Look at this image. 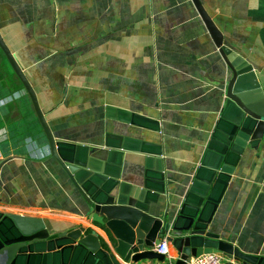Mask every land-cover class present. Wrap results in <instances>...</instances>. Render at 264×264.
<instances>
[{"label": "crops", "instance_id": "obj_1", "mask_svg": "<svg viewBox=\"0 0 264 264\" xmlns=\"http://www.w3.org/2000/svg\"><path fill=\"white\" fill-rule=\"evenodd\" d=\"M200 1L264 91V0ZM0 33L55 139L105 147L108 134L134 138L139 150H122L121 180L141 186L159 160L171 201L181 205L223 109L221 81L230 76L191 0H0ZM26 123L34 141L11 142L10 126ZM7 212L42 218L53 231L89 226L109 243L50 156L32 103L0 49V213ZM210 229L264 257V144L245 149ZM168 246L166 263L138 264H175Z\"/></svg>", "mask_w": 264, "mask_h": 264}, {"label": "water", "instance_id": "obj_2", "mask_svg": "<svg viewBox=\"0 0 264 264\" xmlns=\"http://www.w3.org/2000/svg\"><path fill=\"white\" fill-rule=\"evenodd\" d=\"M191 1L230 76L221 81L223 109L178 208L171 201L174 190L166 185L159 160L156 175L146 173L141 186L121 180L122 150H139L134 138L108 134L105 147L63 144L55 139L33 86L0 33V49L32 103L50 156L83 197L87 219L102 229L109 240L108 243L95 229L85 225L53 231L42 218L0 213V264L163 261L164 256L153 249L163 237L176 252L175 264H185L190 256L210 252H221L243 264H264V257L240 251L210 229L229 178L245 149L264 144V91L252 64L224 43L221 31L201 1ZM129 123L144 127L133 120Z\"/></svg>", "mask_w": 264, "mask_h": 264}, {"label": "built area", "instance_id": "obj_3", "mask_svg": "<svg viewBox=\"0 0 264 264\" xmlns=\"http://www.w3.org/2000/svg\"><path fill=\"white\" fill-rule=\"evenodd\" d=\"M154 251L164 257L170 258L168 242L163 237L158 244L154 246ZM185 264H243L241 260L233 257H227L221 252L202 253L197 256H190Z\"/></svg>", "mask_w": 264, "mask_h": 264}, {"label": "rangeland", "instance_id": "obj_4", "mask_svg": "<svg viewBox=\"0 0 264 264\" xmlns=\"http://www.w3.org/2000/svg\"><path fill=\"white\" fill-rule=\"evenodd\" d=\"M7 81H9L8 78L5 79V82ZM9 135L11 142L21 141L25 144V146L27 144H31V142L34 141L32 138V136L34 135V131L30 128V125L28 123L22 126H15V124H12L10 126ZM165 261L160 262L166 263Z\"/></svg>", "mask_w": 264, "mask_h": 264}]
</instances>
